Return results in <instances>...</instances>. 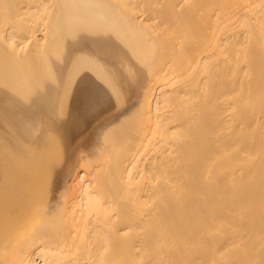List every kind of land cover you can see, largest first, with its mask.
Segmentation results:
<instances>
[{"label": "bare ground", "instance_id": "6f19581e", "mask_svg": "<svg viewBox=\"0 0 264 264\" xmlns=\"http://www.w3.org/2000/svg\"><path fill=\"white\" fill-rule=\"evenodd\" d=\"M10 193L0 264H264V0H0Z\"/></svg>", "mask_w": 264, "mask_h": 264}, {"label": "rangeland", "instance_id": "374dc122", "mask_svg": "<svg viewBox=\"0 0 264 264\" xmlns=\"http://www.w3.org/2000/svg\"><path fill=\"white\" fill-rule=\"evenodd\" d=\"M23 50H24V49H23ZM48 112H49V113H48ZM45 113H47V115H49V116L52 115V114H51L52 112L50 113V109H49V111L47 110V112H45ZM50 114H51V115H50ZM51 117H52V116H51ZM53 117H54V116H53ZM56 117H57V115H56ZM50 119H51V118H50ZM50 119H49V120H50ZM54 119H55L54 121H56V118H54ZM52 121H53V119L50 121V124H51ZM54 121H53V123H55V124H57L58 126L61 127V124H60L61 122L58 121L59 124H60V125H59L58 123H56V122H54ZM53 123H52V124H53ZM77 123H78V122H77ZM50 124H49V125H50ZM53 125H54V124H53ZM57 125H54V126H51V125H50V127H54V128H55V126L57 127ZM101 125H102V124H101ZM98 126H99V125H98ZM16 127H17V126H16ZM16 127H15V128H16ZM18 128L21 129V127H18ZM54 128H52V131H55L56 133H58V130H59V132H60V130H61V128L59 129V127L55 128L56 130H54ZM101 128H102V127H101ZM20 129H19V131L22 130V129H21V130H20ZM94 129L97 131L96 128H94ZM98 129H100V126L98 127ZM95 130H94V131H95ZM16 131H17V130H16ZM16 131H15V132H16ZM94 131L92 130V132H93L92 134L95 133ZM98 131H99V130H98ZM17 133L19 134V132H16V134H17ZM22 133H23V134H22ZM22 133H21V135H24V132H23V131H22ZM92 134L90 135V138H91V137L93 138V135H92ZM21 135H20V136H21ZM21 137H23V136H21ZM88 138H89V137H88ZM88 140H90V139H88ZM92 140H93V139H91L90 142L88 141L89 144H86L85 142H86L87 140L85 141V140H83V139L81 140V142H82V141H83V142L85 141L84 143L82 142L83 144L80 143V141H79L78 143H79V146H81V147L84 148V147H88V146L90 145V143L92 142ZM69 159H70V158H69ZM70 160H72V159H70ZM70 160H69V161H70ZM67 161H68V160H67ZM67 161L65 162L66 165L64 164V166L66 167V169H67V167H68L67 165H71V163H72L71 161H70V162H69V161L67 162ZM67 163H68V164H67ZM64 166H61V168L59 167V171H58V173H59V172H62L61 169L63 170ZM62 167H63V168H62ZM33 169H34V168H33ZM33 169H32V170L29 172V174H28V175H29V176H28V179L30 178V179H29V182H31L32 184H33V182L36 181V179L38 178V174H39V170H38L37 168H35V170H33ZM37 171H38V172H37ZM31 172H32V174H30ZM54 172H55V171H54ZM33 173H34V174H33ZM56 174H57V173H56ZM59 174H60V173H59ZM54 175H55V174L53 173V176H54ZM30 176H31V177H30ZM35 177H36V179H35ZM54 177H55V176H54ZM54 177H53L52 179H54V181H55V178H54ZM59 177H60V175L58 176V178H59ZM51 184H53V181H52ZM51 184H50V185H51ZM53 186H57V188H58V185L55 184V183L53 184ZM51 188H52V187H50L47 191H49V190L52 191ZM54 188H56V187H54ZM57 188H56V189H57ZM53 190H54V191H53L52 193H56V192H55V189H53ZM50 191H49V192H43V193H44V194H45V193H46V194L48 193V195H46V196L48 197V196L50 195V193H51ZM43 193H42L41 195L39 194L37 197H35L36 199H34V200L36 201L37 198H39V196L41 197L40 199H43V198H44L43 200H45V199H46L47 201L49 200L50 203H49V202H48V203L45 202V204L47 203V204H46V207H43L44 205L42 206L44 209L47 210V208L49 209L50 204H51V203L53 204V202H54V201L52 200L53 196H52V198H51V200H52L53 202H51V201H50V197H49V199H47V197H46L45 195H44L45 197L43 196ZM13 194H14V195H13ZM13 194H11V193H10V194H6V197H8V198H7L8 200L4 201V203H5V202H6V203H5V204L3 203V204L0 206V214H1V215H0V219H3V218H4V219H14V216L18 214V215L16 216V218H20V219H21V218L24 217V218H23L24 220H23V219L21 220V221H22L21 223H23V221H25L26 219H30V218H29V217H30L29 214H31V213H29V210L31 211V209L33 208V207L31 206V204L33 203V202H32L33 200H31V202L29 201V202L26 204L27 206H25V208H23L24 211H23V209H22V210L18 211L19 213H18V212L15 213V208H17V207L19 206V204L21 203L22 200H20L21 198H18V197H19V196H17L18 193H13ZM12 195H13V196H12ZM9 196H10V197H9ZM42 197H43V198H42ZM54 197H55V196H54ZM15 199H16L17 201H16ZM40 199H38L36 202H34L35 204H34V203H33V204H34L35 206H37L36 204H37V202H39L38 204L40 205V203H41V205H42V203H44V201H42V200H40ZM46 200H45V201H46ZM41 201H42V202H41ZM30 203H31V204H30ZM28 204H29V207H32V208L29 209ZM47 205H49V206L47 207ZM5 207H7V209H6ZM27 207H28L29 210L26 209ZM38 207H39V206H38ZM3 208H4L6 211H4ZM35 208H36L35 211H37V207H35ZM2 209H3V210H2ZM25 210L28 211L27 213H29V214H24V213H22V212H26ZM8 211H9V212H8ZM2 212H3V214H2ZM6 212H7V213H6ZM13 212L15 213L14 215H13ZM33 212H34V209H33ZM20 214H21V216H23V217L19 216ZM22 214H23V215H22ZM3 215H4V216H3ZM9 215H10L11 218L9 217ZM24 215H26V216H24ZM27 215H29V216H27ZM33 215H34V214H33ZM18 216H19V217H18ZM34 216H35V215H34ZM26 217H27V218H26ZM32 218H33V217H32ZM32 218H31V219H32ZM18 222H19V221H18ZM18 224H19V223H18ZM17 226H18V225H17ZM19 226H20V224H19ZM19 226H18V227H19ZM15 227H16V225H15ZM12 230H14V229H12ZM10 232H11V230H10ZM10 232L7 233V234H10ZM4 234H5V233H4ZM7 234H6V235H7ZM2 235H3V234H2Z\"/></svg>", "mask_w": 264, "mask_h": 264}]
</instances>
